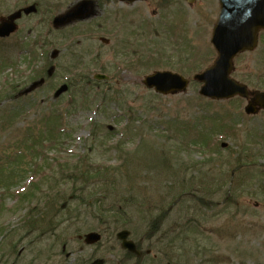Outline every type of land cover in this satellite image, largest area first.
Returning a JSON list of instances; mask_svg holds the SVG:
<instances>
[{
	"label": "rangeland",
	"instance_id": "obj_1",
	"mask_svg": "<svg viewBox=\"0 0 264 264\" xmlns=\"http://www.w3.org/2000/svg\"><path fill=\"white\" fill-rule=\"evenodd\" d=\"M77 1L0 0V20L24 4L37 2L40 10L22 17L16 34L0 42V47L6 48L0 51L5 50L10 57V64L3 65L0 61V91H4L0 96V153L11 154V163L0 164V180H4L0 183V264H75L80 259L86 264L89 256L102 259V264L117 263L122 249L115 237L116 230L105 227L106 234H102L97 246L85 245L77 239L78 230L83 234L85 227L95 228L99 222L93 217L94 211L81 203L70 204L66 216L58 215V226L51 222L52 228L55 226L53 230L59 234V241L51 234L38 235L37 231L27 234L17 229L18 219L30 202L42 204L45 193L52 196L59 189L64 193L62 199L69 195V184L58 182L57 164L69 163L79 154H89L94 164L116 165L119 188L137 190V208L129 207L132 222L141 216L140 210L147 205L163 204L161 197L168 194L173 172L178 173L175 178L182 175L180 178L183 177L187 184L196 183L191 190H185L191 191L192 196H186L177 204H167L163 210L165 219L160 231L172 226L175 234L186 217L191 219L181 225L182 231L171 240V255L167 257L157 252L160 232L145 241L153 246L152 253L157 256L156 260H150L152 264H264V111L245 114L244 99L213 101L202 98L198 94L199 83L191 80V76L209 64L215 55L209 38L218 14L217 0H195L191 5L185 0H146L132 5L99 0L94 19L102 23H107L105 20L112 11L125 12L119 35L114 36L113 20L104 31L110 37L108 45L94 36L75 42L69 28L51 31L49 37L53 46L48 48V53L58 50L57 56L50 61L53 76L41 87H33L22 100L15 98L14 101L6 96L8 83L23 90L29 88L32 81L27 59L18 53L20 48L7 47L39 21L46 32V21L50 22L46 19ZM174 23L175 32L180 27L183 30L176 36L171 32ZM34 36L33 32L31 37ZM123 41L127 42L129 50L132 47L138 50L136 55L130 56L139 59L138 65L132 67L133 61H122L123 56L116 47ZM192 48L197 53L194 57L199 58L196 62L191 61L194 59ZM150 51L154 56L149 57ZM157 51L167 57L172 54V60L167 61ZM72 53L81 56V61L77 62ZM186 59L190 65L179 63ZM93 60H97L96 68L99 64L106 67L107 75L116 64L122 67L110 73L107 82L96 80L98 83H95L76 75L95 73L97 69L91 68ZM40 61L39 57L35 63ZM179 66L184 70L183 75L190 79L183 93L160 96L141 84L142 77L156 67L176 70ZM232 76L252 90L264 91V32L259 34L258 45L253 51L242 52L234 59ZM66 80L74 85L54 97L55 90L67 83ZM18 100L22 106H17ZM10 106L15 111L12 116V113H1ZM57 112L61 117L54 115ZM133 116L136 118H131ZM44 118L48 119L46 123L42 121ZM131 120L136 121L131 123ZM61 127L65 131L60 147H49L47 141L41 143L33 138L40 137L47 128L57 133ZM222 142L227 146L221 147ZM118 145L122 147L120 152L116 150ZM161 151L167 158L163 163L157 159ZM42 155L47 159L55 158L49 167ZM126 155L129 162L132 161L130 165L123 163ZM238 157L240 162H237ZM35 160L45 169L35 172ZM243 162L249 164L241 165ZM236 163L242 167L238 171L233 170ZM33 182L37 185L30 188ZM26 189L30 192L22 194ZM46 189L50 193H44ZM14 190L22 195L14 197ZM136 226L140 233L144 224L138 222ZM4 230L12 232L3 234ZM10 242L18 254L2 256ZM181 249L185 251L179 252ZM143 262L146 263L140 261Z\"/></svg>",
	"mask_w": 264,
	"mask_h": 264
},
{
	"label": "water",
	"instance_id": "obj_2",
	"mask_svg": "<svg viewBox=\"0 0 264 264\" xmlns=\"http://www.w3.org/2000/svg\"><path fill=\"white\" fill-rule=\"evenodd\" d=\"M120 1L133 2L134 0ZM219 2L220 13L211 37L218 56L210 67L195 74L194 78L203 83L199 93L209 98H229L236 94L247 97L250 92L246 86L230 78L229 73L232 69V57L238 51L252 49L256 45L257 31L264 28V0H219ZM91 9L90 2H81L67 13L55 17L53 24L61 25L74 18L86 17L91 14ZM32 11H35L33 5L23 9L24 13ZM20 15L21 10H18L0 24V36H7L15 29L13 22ZM55 54L56 51L52 52V56ZM95 77L104 78L105 76L97 74ZM142 82L147 87H154L156 92L162 94L184 90L187 85V80L182 76L167 71L149 74ZM64 89L65 86H62L58 92ZM251 94L252 99L245 107L246 113H255L257 107L264 109V92L253 91ZM127 234V231H121L117 236L122 240L123 247L134 251L133 244L126 240ZM98 239L99 235L91 232L85 235L84 241L93 243ZM95 263L100 264V261Z\"/></svg>",
	"mask_w": 264,
	"mask_h": 264
},
{
	"label": "trees",
	"instance_id": "obj_3",
	"mask_svg": "<svg viewBox=\"0 0 264 264\" xmlns=\"http://www.w3.org/2000/svg\"><path fill=\"white\" fill-rule=\"evenodd\" d=\"M45 42L48 43L47 38ZM44 39L43 44L39 46V51L44 52ZM43 69H37L30 72V79H36L37 77H46V74ZM42 72V73H41ZM48 135L52 136L51 132H48ZM127 156V155H126ZM129 162L128 157H124L123 163L127 165ZM237 162H240L238 157ZM244 164V162H243ZM130 165V164H129ZM242 165V164H241ZM241 165L238 163L233 165V170H237ZM116 165H93L90 163L88 156H77V159L70 162V165L65 164L61 165L59 168L60 180L65 185L69 184L71 189V193L65 197L67 200H63L60 198V194H57V197H46L49 201L44 205V210H52L54 212L51 214L49 211L46 215V212L31 215L29 218L25 219L24 226L27 231H30L32 228L39 227L40 233L46 232L47 228L50 226L48 224V220L52 221V215L55 211L62 209L57 205L54 207L53 201L59 202H75L81 203L82 206L90 207L93 210V215L96 217H106L110 215L114 218V225L118 227H134V224L130 221L132 214L129 207L130 205L137 207L136 199H137V190L129 187L126 190H121L119 188V171L116 168ZM121 167V165H120ZM118 179V180H117ZM58 181V182H59ZM130 181V180H129ZM1 183V182H0ZM60 183V182H59ZM170 186H168V194L165 197H162L163 204L161 206L158 205H147L148 212L147 216L153 207L157 210L155 215H152L151 220L149 222H145L147 224L146 233L152 234L157 229H159L162 221L165 218L163 210H165L167 204H172L180 199L183 194H190L191 191L186 192L188 190L186 180L182 177L180 180L175 183V181H170ZM175 185V187H174ZM193 185V184H192ZM115 187V188H114ZM64 193L62 192V195ZM65 209V207H64ZM67 209V208H66ZM49 215V216H48ZM52 216V217H51ZM151 217V215H150Z\"/></svg>",
	"mask_w": 264,
	"mask_h": 264
},
{
	"label": "flooded vegetation",
	"instance_id": "obj_4",
	"mask_svg": "<svg viewBox=\"0 0 264 264\" xmlns=\"http://www.w3.org/2000/svg\"><path fill=\"white\" fill-rule=\"evenodd\" d=\"M144 240H145V236H142V237H139V238L133 240V242L135 243L136 249L140 253L138 256L134 257V258H136L135 264H141L140 261H142V260L146 261V263L143 262L142 264H150V261L147 257L149 256V254H151L152 249L149 247V248H145L144 250H142L143 247L145 246ZM127 256H128V254H127ZM152 257L155 258L156 256L152 255ZM131 258H133V256H131L129 259H131Z\"/></svg>",
	"mask_w": 264,
	"mask_h": 264
}]
</instances>
